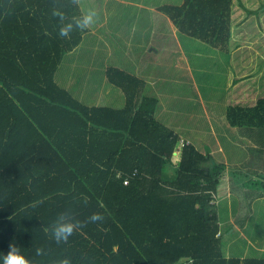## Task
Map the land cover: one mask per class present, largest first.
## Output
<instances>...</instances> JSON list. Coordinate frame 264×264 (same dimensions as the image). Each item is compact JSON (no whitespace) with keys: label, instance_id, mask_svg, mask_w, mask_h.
Returning a JSON list of instances; mask_svg holds the SVG:
<instances>
[{"label":"trees","instance_id":"16d2710c","mask_svg":"<svg viewBox=\"0 0 264 264\" xmlns=\"http://www.w3.org/2000/svg\"><path fill=\"white\" fill-rule=\"evenodd\" d=\"M233 2L184 0L159 12L181 34L226 48ZM80 15L78 0H0V253L16 245L34 264H264L224 252L218 190L244 171L191 143L176 165L180 134L157 119L159 99L145 94V80L107 70L125 95L120 109L90 107L56 82L66 54L89 32L60 37V24ZM226 117L264 139V98L230 106ZM245 185L264 197V174ZM96 212L102 222L67 243L51 239L61 214L86 222Z\"/></svg>","mask_w":264,"mask_h":264},{"label":"rangeland","instance_id":"374dc122","mask_svg":"<svg viewBox=\"0 0 264 264\" xmlns=\"http://www.w3.org/2000/svg\"><path fill=\"white\" fill-rule=\"evenodd\" d=\"M183 1L78 0L81 14L94 9L98 18L84 34L83 42L66 54L55 79L75 98L86 102L97 96L106 98L109 82L104 70L109 65L135 73L141 71L142 75L149 73L148 78L154 77L156 82L159 79L164 92L155 86L147 90L148 84L144 88L147 94H166L163 102L168 105L160 109L157 119L174 131L195 128L183 135L174 153V163L179 165L184 143H191L204 153L213 151L214 157L230 171H244L238 174L237 186L232 176L220 185L219 211L225 222L222 232L226 256L264 258V199L260 198L257 186L245 185L264 174L263 134L249 130L246 134L231 127L224 107L226 102L253 107L264 98V0H234L231 38L226 48H213L180 32V38L173 37L174 34L165 37L168 28L164 22L159 28L156 22L152 29L151 13H158L163 5H181ZM145 7L149 11H137ZM151 8L156 12H150ZM133 17L138 18L133 21ZM164 17L168 19L165 14ZM179 42L194 63L184 54L179 68L184 74L187 72L186 78L178 79L173 74L163 77L165 66L170 65L165 58L172 56L171 50L179 53L175 50ZM198 89L201 94L196 92ZM122 100L124 106L123 92ZM256 140L262 144L258 145Z\"/></svg>","mask_w":264,"mask_h":264},{"label":"crops","instance_id":"0c3cea01","mask_svg":"<svg viewBox=\"0 0 264 264\" xmlns=\"http://www.w3.org/2000/svg\"><path fill=\"white\" fill-rule=\"evenodd\" d=\"M137 6H140V7H144L142 4H138ZM146 9H141V8H139V9H137V11H140V10H147V11H149V7H145ZM159 11V10H158ZM150 12H156V10L155 11H153V8H151L150 9ZM151 14H154V18H153V23H151V27H152V29L155 27V25H156V22H157V27L159 28L160 26H161V24H162V22H164L165 24H166V26H167V28H168V30L166 31V32H168V33H164V35H163V32H161V35H163V36H168V34L169 35H173V37H176V38H180L179 37V30L176 28V26H175V24L173 23V21L168 17V19H166V17H164V14H162L161 12H158V13H151ZM161 15V16H160ZM156 17H158L157 19H156ZM138 17H133L132 19H133V21L134 20H136ZM151 34H153L152 33V31H151ZM163 39V38H162ZM83 40H84V37H83ZM83 42V41H82ZM169 49H172V48H175L174 46L173 47H171V46H169L168 47ZM168 49V50H169ZM175 50L176 51H178L179 53H172V50H171V54H172V56L170 57V55H168V57L167 58H165L166 60H170V65L169 66H165V69H164V76L163 77H165V75H168V74H173L176 78H178V79H185L186 78V74H187V72L184 74L183 73V71H182V69H180L179 68V65H180V62H182L180 59H182V58H184L183 56H184V54L186 55V57L188 58V59H190V60H192V62L194 63V61H193V57H191V55L190 54H188L187 52H185L184 51V49H183V47H182V44L179 42V45L175 48ZM181 50L183 51L182 52V54L183 55H179L180 53H181ZM193 65H196V64H193ZM111 67H115V68H119V69H121V70H124V71H126V72H129V73H132V74H134V75H136V76H138L139 78H141V79H143V80H145V82H146V84H148L149 85V87L147 86V90L148 89H150V87H152V86H155L156 88H157V90H159V91H163L164 92V90H162V88L159 86L160 84H159V79H158V82H156L157 80H156V78H154V77H149L148 78V76H150L149 75V73H147V74H145V75H142V74H140L141 73V71L138 73V72H133V71H130L128 68H124V67H122V66H116V65H109L107 68H105V70H104V73L106 74V76H107V70L109 69V68H111ZM185 71V70H184ZM194 71V70H193ZM107 82H109L108 81V77H107ZM108 86V88H107V91L105 92V95H106V98L104 99V98H101V96H97V97H94V98H88L91 102H86V100H84V101H82L83 103H85L86 105H88V106H90V107H92V106H98V107H100V106H103V107H112V108H116V109H120V108H122L123 107V100H122V90L120 89V88H116V90L115 89H113L115 86L113 85V84H111L110 82H109V85H107ZM101 91H102V89H101ZM196 91V90H195ZM146 92V91H145ZM196 92H199L200 94H201V91L198 89ZM145 94H147V93H145ZM148 96H154V97H156V98H158L159 99V108H158V111H157V114H156V117H157V115H158V112L160 111V109L163 107V106H165V107H167V105H168V103L167 102H163V99L165 98V96H166V94H147ZM203 96V95H202ZM126 99V98H125ZM96 101V102H95ZM208 101V100H207ZM214 102V101H213ZM208 103V102H207ZM226 104H227V106H224L226 109H228V107H230V106H234V105H232L231 103H227L226 102ZM237 106H243V105H241V104H239V105H237ZM190 130H192V131H194L195 130V128H193V129H190ZM190 130H188V129H185V128H183V127H181L180 129H177V131H175V132H177V133H179L180 134V138H181V140H182V137H183V135L184 134H186V132L187 131H190ZM212 131H214V130H212ZM215 134L216 135H218V133L217 132H215ZM218 137V136H217ZM216 137V138H217ZM218 139H219V137H218ZM200 150V149H199ZM201 151V150H200ZM202 152V151H201ZM212 153V155L214 156V153H213V151L211 152ZM216 159V158H215ZM218 162H222V163H224L223 161H221L220 159H216ZM229 170V169H228ZM230 171V170H229ZM228 176H232V175H228ZM227 176V177H228ZM226 177V178H227ZM233 180H234V183H235V186H237V182H235V179L233 178ZM223 181H225V180H223ZM223 181H222V183H223ZM221 183V184H222ZM220 184V185H221ZM221 186H219V190H218V195H217V204H218V207H219V201H220V196H221ZM236 195H237V191H236ZM237 197V196H236ZM263 198L264 199V197L263 196H260V198ZM236 206V205H235ZM220 212V211H219ZM252 213V211H250V213L249 214H251ZM221 223H222V227H224V223L225 222H223L222 220H221Z\"/></svg>","mask_w":264,"mask_h":264},{"label":"clouds","instance_id":"9594fccd","mask_svg":"<svg viewBox=\"0 0 264 264\" xmlns=\"http://www.w3.org/2000/svg\"><path fill=\"white\" fill-rule=\"evenodd\" d=\"M54 17H59L63 21V14L59 11H53ZM98 18L97 12L94 9L88 10L86 13H82L79 17L67 23H61L59 27V36L69 38L74 29L84 31L88 29L92 24L96 22ZM104 216L99 213L91 214L86 222H81L78 219H74L70 213H63L58 217L57 222L50 229L51 239L57 244L67 243L69 238L72 237L78 230H82L88 223L96 224L102 222ZM44 255L43 249L36 250V256ZM0 264H34V261L26 258V256L20 251V248L16 245H10L7 255L0 253ZM58 264H71L70 259H60Z\"/></svg>","mask_w":264,"mask_h":264}]
</instances>
